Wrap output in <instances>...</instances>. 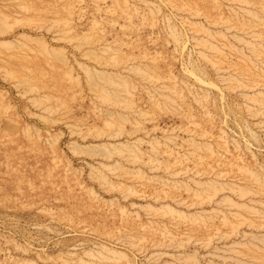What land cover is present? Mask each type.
I'll list each match as a JSON object with an SVG mask.
<instances>
[{"label": "rangeland", "instance_id": "obj_1", "mask_svg": "<svg viewBox=\"0 0 264 264\" xmlns=\"http://www.w3.org/2000/svg\"><path fill=\"white\" fill-rule=\"evenodd\" d=\"M0 264H264V0H0Z\"/></svg>", "mask_w": 264, "mask_h": 264}]
</instances>
